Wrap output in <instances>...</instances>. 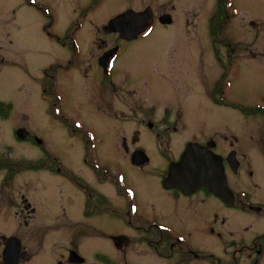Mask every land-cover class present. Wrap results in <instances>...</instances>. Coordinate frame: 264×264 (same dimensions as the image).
Masks as SVG:
<instances>
[{"label": "rangeland", "instance_id": "rangeland-1", "mask_svg": "<svg viewBox=\"0 0 264 264\" xmlns=\"http://www.w3.org/2000/svg\"><path fill=\"white\" fill-rule=\"evenodd\" d=\"M89 1L36 0L31 5L29 0H0V109L5 113L0 117V157L12 162L38 161L46 156V151L63 169L62 172L13 171L16 172L14 188L19 190L16 186L20 185L26 194L34 196L37 204L34 239L44 241L42 251L29 264H57L68 247L77 248L86 259L85 264H107L101 260L106 255L114 264H167L164 260L157 261L153 253L155 245L147 243L141 232L121 215L97 213L87 219L95 221L92 226L97 231L84 225L76 230L75 223L84 218L82 208L86 195L67 180L66 174L82 179L106 197L113 195L110 198L113 208L120 204L115 185L101 181L84 166L85 155L91 161L93 158L96 161V157L108 160L114 171L121 170L122 175H127V181L136 191L138 208L145 216L155 215L172 223L199 252L222 254L218 240H207L204 235L203 227L213 222L214 216L210 208H203L202 197L190 198L189 205L185 206L183 198L177 204L157 186L158 171L166 168L167 161L154 149L161 136L158 138L150 125H161L160 132L165 124L175 126L170 128L175 153L182 149L183 143L192 140L205 147L214 142L216 151L228 155L233 141L230 135L234 134L239 139L234 147L243 163L242 175L247 171L246 162L255 156L256 144L264 152V133L258 140L255 138L257 132L264 131V114L257 106L263 99L257 95H264V66H260L264 64V0H233L234 6L231 0L227 1L228 20L220 25L213 24L217 21L218 0ZM147 6L154 9L150 17L152 28L128 42L118 55L113 85L100 84L101 74L96 64L106 51L102 54V42L93 46L92 40L86 45L88 34L95 25L106 26L128 9L141 13ZM44 8L50 10L48 14L43 13ZM85 10L88 11L83 16V28L76 33L82 51H87L86 57L82 64L70 63L65 72L54 69L51 78L52 86L63 91H59L63 98L58 103L61 113L55 117L50 113V101L43 99L47 93L41 90L42 72L59 61L66 66L72 59V49L64 46L63 41L70 32L75 37L72 30ZM165 13L171 15L172 23L158 21L160 14ZM44 27H50L53 35H48ZM111 43L108 41L107 46ZM228 45L232 47L230 53L226 50ZM251 54L255 58L250 60ZM89 65L95 67L89 68ZM232 66L241 72L240 76L232 77ZM121 81L126 84L121 85ZM46 104L47 112L44 111ZM120 110L124 117L119 116ZM16 128L40 141L42 146L26 136L18 139L14 133ZM124 138L130 148L148 147L151 161L145 168L136 169L127 161L120 142ZM253 169L258 185L255 197L264 201V175L261 176L264 168L256 164ZM3 173L7 172L0 169V176ZM248 179L247 174L241 176L238 185L251 189ZM93 203L99 202L93 200ZM63 204L70 211V219L52 222L61 216ZM226 209L234 214L231 208ZM13 212L6 211L8 217L0 220V231L4 234L15 230L11 225L16 220ZM236 215H231L230 221L240 224ZM46 225L57 227L39 230ZM213 226L221 229L218 220ZM118 234L131 239L119 250L109 237ZM140 238L144 241H139ZM160 250L161 255H171L168 260L175 262L181 258L167 249ZM69 254L77 259L82 257L76 252Z\"/></svg>", "mask_w": 264, "mask_h": 264}, {"label": "flooded vegetation", "instance_id": "flooded-vegetation-1", "mask_svg": "<svg viewBox=\"0 0 264 264\" xmlns=\"http://www.w3.org/2000/svg\"><path fill=\"white\" fill-rule=\"evenodd\" d=\"M227 1L229 0H218L216 4V9L218 11V16L215 18L217 21H214V23L220 25L227 23V15H228V5ZM232 5L234 6L233 0ZM91 2V0L89 1ZM36 3V0H29V4L34 5ZM90 4V3H89ZM96 5V2L93 4V6ZM39 8V7H38ZM40 9V8H39ZM91 10V9H90ZM151 14H153V7H150ZM44 14L49 13V9L44 8L43 9ZM87 11L85 10L83 13L80 14L78 17V20L76 21L75 29L72 30L75 37H71V32L67 34V36L64 38L63 45H67L68 48L72 49V59L68 60L65 64H60L62 62H58V64H52L48 68L43 69V84L41 85V90L43 93H47V96L43 97L44 100L50 101V105L52 109L50 110V113L52 116L59 117L61 113L58 110V103L63 101L62 95L59 93V91L62 93V90H59L52 86V83L54 80L51 78L54 76V69L59 68L63 72H65L66 69H68L70 66V63L75 64H82L83 59L86 57L87 51H82L81 45L78 42L77 39V31L81 30L83 28V16H87ZM168 14V13H166ZM162 15V14H160ZM172 18V17H171ZM220 18V19H219ZM85 19V18H84ZM88 18H86L87 20ZM220 21V22H219ZM253 22L250 21L249 25H252ZM94 26V30L90 34H88V39H86V45L93 40V46L97 44V42H102L104 45V48L102 50V54L105 51L114 49V53L110 57L111 66L108 69V64H104L102 66L97 61V69H99V73L101 74V81L100 84H106L107 87L113 85L114 83V64L116 61V58L118 55L123 51L125 45L133 40H137L142 36V34L138 35L137 38L126 40L122 38L119 33L107 31L104 29V25ZM50 27H44V31L48 35H53L49 29ZM98 32L101 34L100 37L98 36ZM108 41H112V43L108 45ZM226 48L227 53H230L232 50L231 45L227 46ZM233 51H235L233 49ZM254 55L251 54V57L249 59H254ZM99 59V58H98ZM73 61V62H72ZM229 61H227L228 63ZM251 62H249L250 64ZM229 64H232L229 62ZM71 65V64H70ZM94 65H89L90 68ZM235 66V65H234ZM234 66L231 67L233 69V75L232 77L235 78V76H240L241 72L234 69ZM260 66H264V64H260ZM95 67V66H94ZM246 67H249L248 65ZM96 69V68H95ZM127 78H125V81ZM116 81V79H115ZM121 81V85H125L126 82ZM226 81V80H225ZM225 85V84H224ZM254 96H256L254 94ZM257 96H261L258 98H263L262 102H259L257 105L260 107L264 114V95L258 94ZM256 96V97H257ZM48 104L44 106V111L47 112ZM115 110H113L114 112ZM119 116L124 117V112L120 110ZM117 113V115H118ZM5 116V113L3 110L0 111V117L3 118ZM165 120V119H164ZM168 125V124H167ZM163 127L164 129L158 130V127L161 125L155 124L150 125V128L153 131H156L155 133L158 135V142H155L154 149L156 150V153L167 161L166 168L159 169L158 171V180H157V186L161 188L163 193L165 192L170 200H175L174 202L180 201L181 198L184 199V202L182 205L188 206L189 205V199L194 198L195 196H201V203L203 204V208L211 209V218H213V222L206 223L203 227L204 235L207 240L215 241L218 240V242L222 245L223 253H217V255L213 252H199L191 245H189V240L186 236H183L182 232L178 230L172 223L160 219L158 216L152 215V216H145L138 208V200H137V194L134 189V187L127 181V175H122L121 170L114 171L113 164L107 161H101L96 157V161H91L88 159L87 155L83 157V163L84 166L87 167L89 170L95 173L96 176L100 178L101 181L109 182L110 184L113 183L116 187V193H118V196L120 197L119 201L120 204L116 205L113 208V202H112V196L106 197L104 194H101L100 192H96L92 189L91 186L88 185L87 182H83L82 179L77 178L76 176L67 175V180L72 182L76 187L81 189L85 195V203L83 205V220L75 223L76 230H80L83 225L86 229H91L93 231H97L93 226V222L87 221L89 217L95 216L97 213H115L118 215H121L126 222L135 229L139 230L141 234L143 235V238L149 243L150 245H155L154 249L156 251H153L154 257L157 259V261L164 260L167 264H264V201L262 199H258L255 197V194L258 192L257 188L258 185L256 181L253 178L254 172L256 171L253 169L256 164L262 165L264 168V152L262 151V146L260 144H256V152L255 156L253 158H249V160L246 162V165L248 167L247 171L244 170L243 175H248L249 183L251 185V189L245 188L243 185H238L239 179L243 173L242 170V160L238 159V153L237 148L234 147L235 144L239 142V139L236 135L231 134L230 138L233 139V141L230 142V151L229 154L233 153V158L230 161V163L227 161L228 155L224 151H216L217 144L214 143V146L212 147L213 152L218 154L221 157L223 170L225 173L226 178V187H227V195H224L223 197L221 195H216L212 191H210L208 188L201 186L197 189H194L191 193H183L181 190L177 188L172 187H165L164 186V180L167 177L169 165L171 162L178 161L182 152L184 151L186 145L189 142H193L192 140L186 141L182 149L175 153L173 151V148L171 146V127L175 128L174 125H169L167 127ZM70 126V125H69ZM72 127V126H70ZM167 128V129H166ZM19 128H16L15 131H17ZM157 129V130H155ZM14 133L16 134V132ZM176 131V130H175ZM162 133V135H161ZM264 131L257 132L255 135V138L257 140L263 135ZM27 139H33L31 136L30 138L26 136ZM224 138H227L226 136ZM25 139V138H23ZM125 139V138H124ZM120 140V142L124 145V152L126 155L127 161L131 164V166L135 167L136 169H142L145 168L151 161V156L148 151V147L146 146H136V147H129V144L127 140ZM256 140V141H257ZM37 144L41 145L40 141H35ZM197 142V141H196ZM199 143V142H198ZM201 145V143H199ZM132 149V150H130ZM46 156L41 158L38 161H9L5 160L0 157V169H4L7 173H3V175L0 176V220H5L6 217V211L8 213V210H13V214L15 216V221L12 222V226H14L15 230L12 233L4 234L0 231V264H8V260L4 259V253L9 246L10 240H13L12 244L10 245V251L8 255H11L14 253L17 254V259L15 264H29L33 256L36 257L39 252L43 249L44 241L37 242L34 239V230L37 229L34 227V220L37 217L36 212V205L34 201V196H30L28 193L26 194L24 192V189H20V185L16 186L19 190H16L14 188V177L16 172L13 171L17 170H50V171H56V172H62L63 169L61 168L60 163L55 159L52 158L46 151L44 152ZM87 154V152H85ZM135 154H145L147 156V161L144 164L137 165L136 162H132V158ZM256 154H259L256 156ZM55 159V160H54ZM244 159H248L244 155ZM255 159V162H254ZM233 165H236L233 168ZM254 165V166H253ZM56 167H60V169H57ZM53 171V172H54ZM264 175V172L261 174V176ZM234 179V180H233ZM12 182V186H9V183ZM24 184V183H23ZM227 196V197H226ZM111 198V199H110ZM93 200L98 201L99 203H93ZM112 203H110V202ZM182 201V200H181ZM200 203V202H198ZM178 204V203H177ZM211 204V205H208ZM64 205V204H63ZM62 205V206H63ZM97 205V206H96ZM18 208V210H16ZM226 208H231L234 212L231 213ZM237 212H243L241 215H236ZM70 211L66 209V206L64 205L61 210V216H58L57 219L53 218L51 221L56 222L57 220H61L62 218L65 221V218L70 219ZM178 213V211L176 212ZM244 214V215H243ZM231 215H236L240 219V224H234V222L230 221ZM245 216V218H244ZM61 217V218H60ZM13 218V217H12ZM20 218V219H19ZM218 220L220 222V228L212 227L213 223L215 224V221ZM261 221V223H259ZM66 224V222H65ZM230 225H236L231 226ZM55 229L56 225L51 226H44L42 227V231H45L46 229ZM66 227V225L63 226V228ZM235 233H239L240 236H235ZM110 239L113 241L116 249H120L121 246L127 245L131 239L124 235H111L109 236ZM15 238V239H12ZM144 239L140 238L139 241H144ZM18 246V248H17ZM157 247L159 249H157ZM35 249V252L33 253V250ZM160 249H167L169 253L173 254H179L181 255V258L174 262V259L168 258L171 256L170 254L161 255ZM66 255L61 254L60 260L57 262V264H85L86 259L83 255L80 254V252L77 250V248L68 247L66 250ZM71 252H76L80 254L82 257L81 259H77L71 256ZM167 252V253H168ZM36 253V255H34ZM125 254V252H124ZM105 255V254H103ZM102 261H107V264H114L115 261L111 259L109 256H102ZM186 260V262H183ZM125 261V260H124ZM122 260V262L124 263ZM121 264V262H119Z\"/></svg>", "mask_w": 264, "mask_h": 264}, {"label": "water", "instance_id": "water-1", "mask_svg": "<svg viewBox=\"0 0 264 264\" xmlns=\"http://www.w3.org/2000/svg\"><path fill=\"white\" fill-rule=\"evenodd\" d=\"M150 17L151 10L149 8H146L141 13L128 9L123 14L112 18L104 29L118 32L126 40L135 39L150 27ZM158 20L162 24H170L171 16L163 14ZM113 53L114 49L106 51L99 59V64L104 66ZM16 135L19 139H23L26 136L20 129L16 131ZM213 146V142L208 143L207 147L201 146L197 142H189L179 160L170 163L164 186L177 188L186 194L204 186L216 195H221L222 197L227 195L228 189L221 157L211 150ZM229 155L233 156V153ZM230 156L227 158L229 163L231 161ZM146 161L147 156L145 154H135L132 158V162H136L137 165L144 164ZM235 166L233 165V168ZM12 242L13 240H10L9 246H7L4 253V259L9 261L8 264H15L18 257L16 253L8 255Z\"/></svg>", "mask_w": 264, "mask_h": 264}, {"label": "trees", "instance_id": "trees-1", "mask_svg": "<svg viewBox=\"0 0 264 264\" xmlns=\"http://www.w3.org/2000/svg\"><path fill=\"white\" fill-rule=\"evenodd\" d=\"M220 19V18H219ZM223 103V102H222ZM2 109H0V111H1ZM3 116V115H2ZM4 117V116H3Z\"/></svg>", "mask_w": 264, "mask_h": 264}]
</instances>
